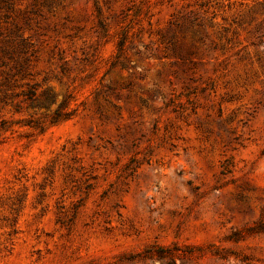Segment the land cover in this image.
I'll use <instances>...</instances> for the list:
<instances>
[{
    "label": "rangeland",
    "instance_id": "rangeland-1",
    "mask_svg": "<svg viewBox=\"0 0 264 264\" xmlns=\"http://www.w3.org/2000/svg\"><path fill=\"white\" fill-rule=\"evenodd\" d=\"M0 264H264V0H0Z\"/></svg>",
    "mask_w": 264,
    "mask_h": 264
}]
</instances>
